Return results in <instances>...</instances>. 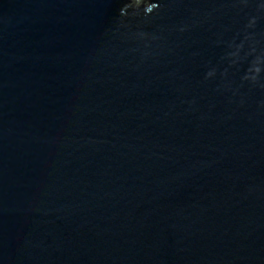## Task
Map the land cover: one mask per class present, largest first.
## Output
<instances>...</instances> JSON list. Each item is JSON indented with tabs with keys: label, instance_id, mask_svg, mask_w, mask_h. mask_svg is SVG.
Returning a JSON list of instances; mask_svg holds the SVG:
<instances>
[{
	"label": "water",
	"instance_id": "95a60500",
	"mask_svg": "<svg viewBox=\"0 0 264 264\" xmlns=\"http://www.w3.org/2000/svg\"><path fill=\"white\" fill-rule=\"evenodd\" d=\"M0 264H264V0H0Z\"/></svg>",
	"mask_w": 264,
	"mask_h": 264
}]
</instances>
